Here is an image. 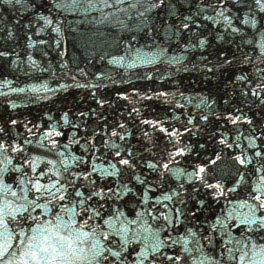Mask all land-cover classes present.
Listing matches in <instances>:
<instances>
[{"label":"snow or ice","instance_id":"6c2138e0","mask_svg":"<svg viewBox=\"0 0 264 264\" xmlns=\"http://www.w3.org/2000/svg\"><path fill=\"white\" fill-rule=\"evenodd\" d=\"M0 109V264H264V0H0Z\"/></svg>","mask_w":264,"mask_h":264},{"label":"water","instance_id":"95a60500","mask_svg":"<svg viewBox=\"0 0 264 264\" xmlns=\"http://www.w3.org/2000/svg\"><path fill=\"white\" fill-rule=\"evenodd\" d=\"M65 47L67 49L66 51V59H68L69 61H74V62H79L81 64V66H85L84 65V61L85 58H87V60L91 61L92 59V49L89 48H85L84 44L82 41H80L79 39H74V37L72 35L67 36L66 38V42H65ZM32 51V50H29ZM23 55V53H22ZM26 58V57H25ZM37 59H39V57H35ZM55 63V62H54ZM24 70H27V65L25 64L23 66ZM40 75L41 79H48V75L47 74H38ZM9 79H14L13 76H9ZM195 76H191L189 77L187 74H184V81L183 83H188L190 80H194ZM20 81L22 82L20 84V86H22L23 83H39L41 82L40 80H28L23 74L20 75ZM17 86V85H14ZM198 88V86H196ZM76 93L75 91H72V95L68 97L69 100L72 99L73 96H75ZM12 99H15L16 102L18 104H21V100L17 99V97L14 95L12 97ZM59 106V105H57ZM95 106V105H93ZM49 107H54L52 105H48L46 103H38V104H28L27 107H21L20 109H18V111L21 113L22 116H27L28 119H34L38 116H40L43 111L46 108ZM69 107H71V105H69ZM79 107H83V105H80ZM154 107H158V106H154ZM2 110V109H0ZM162 111V110H161ZM145 117H148V113L145 112L144 113ZM250 115H254L255 119L257 120L258 124L259 123H264V121H261L259 118V114H253L250 113ZM243 130L247 131V125L243 126ZM133 143H135V140H133Z\"/></svg>","mask_w":264,"mask_h":264}]
</instances>
